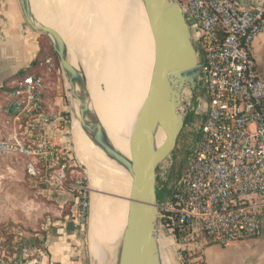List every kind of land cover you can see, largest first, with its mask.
<instances>
[{
    "label": "built area",
    "instance_id": "1",
    "mask_svg": "<svg viewBox=\"0 0 264 264\" xmlns=\"http://www.w3.org/2000/svg\"><path fill=\"white\" fill-rule=\"evenodd\" d=\"M190 25L202 64L198 94L204 121L195 125L183 167L174 174L159 222L171 236L182 264H206L203 248L229 245L262 233L264 217V78L254 42L264 27V0H175ZM26 74L1 87L4 112L14 128L0 139V157L24 159L32 191L41 200L71 195L76 208L66 216L76 232L88 223L91 205L85 167L76 157L69 130L49 110L47 72ZM195 118V117H194ZM69 134V145L67 135ZM62 138L59 142L57 138ZM174 164V163H173ZM10 246L1 244L0 264H47L34 231L7 227ZM6 242V238H1Z\"/></svg>",
    "mask_w": 264,
    "mask_h": 264
},
{
    "label": "water",
    "instance_id": "2",
    "mask_svg": "<svg viewBox=\"0 0 264 264\" xmlns=\"http://www.w3.org/2000/svg\"><path fill=\"white\" fill-rule=\"evenodd\" d=\"M138 1L151 28L156 57L130 155L117 148L102 121L83 64L62 34L39 20L35 0H20L26 18L20 27L22 31L45 34L50 40L68 86L73 130L77 125L95 150L131 178L128 196L99 192L128 201L117 264H166L165 236L159 222L160 178L173 170V155L198 95L202 64L190 25L177 1ZM67 227L70 233L77 228L72 221Z\"/></svg>",
    "mask_w": 264,
    "mask_h": 264
},
{
    "label": "bare ground",
    "instance_id": "3",
    "mask_svg": "<svg viewBox=\"0 0 264 264\" xmlns=\"http://www.w3.org/2000/svg\"><path fill=\"white\" fill-rule=\"evenodd\" d=\"M35 10L39 20L62 34L83 64L102 121L117 148L130 155L156 57L154 38L141 3L138 0H35ZM76 126L74 151L79 162L88 168L93 191L91 253L99 264H117V252L110 263L105 249L121 245L128 201L99 192L128 196L131 178L95 150ZM162 241L165 248H174L168 235ZM169 255L166 264H172Z\"/></svg>",
    "mask_w": 264,
    "mask_h": 264
},
{
    "label": "crops",
    "instance_id": "4",
    "mask_svg": "<svg viewBox=\"0 0 264 264\" xmlns=\"http://www.w3.org/2000/svg\"><path fill=\"white\" fill-rule=\"evenodd\" d=\"M26 21L20 0H0V139H3L14 128L13 117L4 112L7 97L1 87L10 80L23 76L25 72L39 74L46 72L41 66L48 55L43 47L42 34L26 29L21 24ZM253 55L258 69L264 78V27L254 42ZM47 77L51 87L46 94L49 110L55 112L63 126L69 130V106L63 98L67 90L60 69L56 66ZM195 109H204V102L198 94ZM62 138H57L61 141ZM5 157V156H3ZM17 157V156H16ZM2 158V157H0ZM54 204L52 216H48L43 225L34 231L35 242L46 252L47 264H91L84 251L81 232L68 230L66 216L76 208L71 195H62L54 200H42ZM169 238L173 239L171 236ZM175 244V241L173 239ZM206 264H264V217L262 233L256 238L223 246L208 244L203 248Z\"/></svg>",
    "mask_w": 264,
    "mask_h": 264
},
{
    "label": "rangeland",
    "instance_id": "5",
    "mask_svg": "<svg viewBox=\"0 0 264 264\" xmlns=\"http://www.w3.org/2000/svg\"><path fill=\"white\" fill-rule=\"evenodd\" d=\"M41 38L43 47H45V52H48V55H51L54 58L56 66L60 69L61 76L63 77L59 58L55 53L50 40L45 34H42ZM62 95L64 100L67 101V106H69L70 113V97L68 86L67 90H64ZM189 119L190 121L187 122V125L184 128L178 148L173 155V170L172 172L170 171L168 175H162L160 178V201L165 202L167 200L170 195L168 193V189L172 179L174 178V174L183 167L184 162H182V160L184 156H186V149L189 148L185 147L182 149L183 145L186 143L189 146L190 140H196L199 137L198 134L192 133L190 130L193 127L191 120H195V125H201L204 121V117L199 114L194 116V113L191 111L189 114ZM70 131V141L74 147L76 140L74 139L72 125H70ZM67 143V145H69V134L67 135ZM85 171V177L90 190L91 199L93 191L90 188L91 186L88 169L85 168ZM53 208V203L43 202L40 197H36V194L32 191L28 176L26 175L25 162L23 158L18 156H5L0 158V235L2 229L5 226L12 227L17 230L21 229L22 231H27L32 235L31 232L37 231V228L40 227V225H43L47 217L53 215ZM90 213L91 211L89 209L88 223L85 230L81 234L84 243V251L89 258L88 260H90L91 264H99L91 253L92 250L90 249ZM163 234L164 236L168 235L165 232ZM118 251L119 248L117 244L109 248L108 251L105 249V254L108 255L110 263L114 262L115 254L116 252L118 254ZM165 251L168 253V255L170 254L169 257L172 260V264H182L180 261V251L178 250L176 244L171 250L166 248Z\"/></svg>",
    "mask_w": 264,
    "mask_h": 264
},
{
    "label": "trees",
    "instance_id": "6",
    "mask_svg": "<svg viewBox=\"0 0 264 264\" xmlns=\"http://www.w3.org/2000/svg\"><path fill=\"white\" fill-rule=\"evenodd\" d=\"M26 74H30L29 72H25L24 75ZM6 238V242H1V238ZM13 237L11 235H9L8 230H7V226H5L2 231H1V235H0V247L1 244L3 243V245L6 246H10L11 241H12Z\"/></svg>",
    "mask_w": 264,
    "mask_h": 264
},
{
    "label": "flooded vegetation",
    "instance_id": "7",
    "mask_svg": "<svg viewBox=\"0 0 264 264\" xmlns=\"http://www.w3.org/2000/svg\"><path fill=\"white\" fill-rule=\"evenodd\" d=\"M194 110H195V105H193V108H192V111H194ZM188 121H190L189 118H188L187 122H188ZM183 131H184V130H183ZM182 134H183V132H182ZM181 138H182V135H181L180 138H179L178 145H179V143H180ZM178 145H177V148H178ZM185 147H188V145H187L186 143L183 145V148H182V149H184ZM188 153H189V148L186 149V156L188 155ZM186 156H184L182 162H185V158H186Z\"/></svg>",
    "mask_w": 264,
    "mask_h": 264
}]
</instances>
